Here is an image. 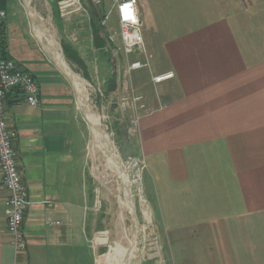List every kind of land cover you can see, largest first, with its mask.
Returning a JSON list of instances; mask_svg holds the SVG:
<instances>
[{
	"label": "crops",
	"instance_id": "0c3cea01",
	"mask_svg": "<svg viewBox=\"0 0 264 264\" xmlns=\"http://www.w3.org/2000/svg\"><path fill=\"white\" fill-rule=\"evenodd\" d=\"M218 1L182 19L173 4L138 5L154 91L138 87L146 109L135 135L148 208L164 234L162 264H264V0ZM0 6L8 12L0 52L40 88L36 106L17 89L4 101L29 203L27 249L17 255L0 170V264H96L76 84L43 59L52 58L21 1Z\"/></svg>",
	"mask_w": 264,
	"mask_h": 264
},
{
	"label": "rangeland",
	"instance_id": "374dc122",
	"mask_svg": "<svg viewBox=\"0 0 264 264\" xmlns=\"http://www.w3.org/2000/svg\"><path fill=\"white\" fill-rule=\"evenodd\" d=\"M20 1L25 6L23 0ZM102 1L101 5H94L90 0H81L86 12L79 10L63 16L59 0H28L30 7L27 11L33 24L41 26L42 32L52 38L56 45L58 44L65 62L85 82L89 111L106 131L122 169L125 170L140 228L132 264H162L161 243L164 234L159 232L157 221L155 222L148 208L144 178L146 168L143 167L144 163L138 155V140L135 135L138 112L146 108L145 105L141 107V103H136L134 97L141 96L138 89L140 85L146 84L147 88L153 91L154 85L149 67L129 71V65L133 61L140 59L143 61L144 57L137 53L126 54L123 50L117 51L122 47L117 14L116 11H111L109 19L105 21L111 8V1ZM159 2L173 4L174 10L178 7L181 19L197 17L196 15L209 8H218L219 5L218 0H159ZM95 24L98 41L95 37ZM109 32L114 34V42L108 39ZM63 43L77 49L85 66H80L67 58ZM40 54L42 56L44 53ZM43 59L46 62L49 60L52 64L54 62L47 57ZM76 97L86 137L85 204L88 224H94V231L89 237L97 252L96 264H117L121 254L136 235V221L128 208L122 204L124 186L118 172L108 165L101 152L92 150L93 137L90 124L80 109L78 88ZM145 211L147 213L149 211L148 216Z\"/></svg>",
	"mask_w": 264,
	"mask_h": 264
},
{
	"label": "built area",
	"instance_id": "2783aa9c",
	"mask_svg": "<svg viewBox=\"0 0 264 264\" xmlns=\"http://www.w3.org/2000/svg\"><path fill=\"white\" fill-rule=\"evenodd\" d=\"M111 8L105 17L109 19L111 11H116L119 33L122 40V47L126 54H143L146 61L135 60L129 65V71L149 66L151 55L147 53L142 34L143 23L139 14L138 5L140 0H110ZM28 8L27 0H23ZM94 5H101L102 0H90ZM60 11L63 16L76 13L79 10L87 11L81 0H59ZM8 17L6 9L0 6V25ZM106 23V22H105ZM111 42L115 36L108 34ZM116 51V52H117ZM174 77V72H165L153 76V81L159 83ZM17 89L22 92L23 100L36 106L40 100V88L37 78L23 68L12 58H0V170L1 182L8 192L4 201L6 214V227L10 234V244L18 255L27 249V241L23 230L25 212L29 203L27 188L24 184L22 174L18 168L17 152L14 148V139L17 132L11 128L5 118L4 101L7 92ZM143 96H135L134 101L142 103ZM144 163V162H143ZM143 167H146L145 163Z\"/></svg>",
	"mask_w": 264,
	"mask_h": 264
},
{
	"label": "bare ground",
	"instance_id": "6f19581e",
	"mask_svg": "<svg viewBox=\"0 0 264 264\" xmlns=\"http://www.w3.org/2000/svg\"><path fill=\"white\" fill-rule=\"evenodd\" d=\"M27 4H28V0H27ZM29 7L30 6H28V8ZM32 14L33 13H31V15ZM37 28L39 29L38 39L41 42V45L43 46L44 50L48 53V55H50V57L54 60V62L58 66L61 67L64 74L67 76V78L74 81V83L76 84V88H78V99H79L80 109L82 110L83 115L86 117V119L88 120V122L90 124V130H91V134L93 137V141H92L93 152H95V151L101 152L104 155V157L106 158L108 165L110 167L114 168L118 172V174L121 178L122 184L124 186V195L122 194L123 195L122 204L128 208L130 214L135 219L137 232H136L135 237L133 239H131V241H130L128 247L126 248V250L124 251V253L121 254V258L117 264H132V260H133L135 250H136V246H137V236H138L140 228H139V221L137 220L136 213H135V205L132 201V196L130 194L128 178H127L126 173L124 172L125 170L123 171V169H122L118 155L116 154L114 146H113L111 140L109 139V137L107 136L106 131L100 127L97 119H95L94 115L92 113H90L91 111H89L88 101H87L88 90H87V86H86L85 82L65 62L63 55H62V53H60V50L57 46L58 44L56 45V43L53 41L52 38L47 37L42 32L41 26H37ZM112 173H113V171H112ZM145 214L148 216V213L146 211H145Z\"/></svg>",
	"mask_w": 264,
	"mask_h": 264
},
{
	"label": "trees",
	"instance_id": "16d2710c",
	"mask_svg": "<svg viewBox=\"0 0 264 264\" xmlns=\"http://www.w3.org/2000/svg\"><path fill=\"white\" fill-rule=\"evenodd\" d=\"M96 26L97 25L95 24V32H96L95 37H96V39L98 41L97 27ZM4 46H5L4 41L0 40V50L3 49ZM63 48H64L65 55L67 56V58L70 61H72V62H74V63H76V64H78L80 66H85L84 61L81 58V56L79 55L77 49H75L72 45H70L68 43H63ZM0 58H9V57L6 55L5 52H0Z\"/></svg>",
	"mask_w": 264,
	"mask_h": 264
}]
</instances>
